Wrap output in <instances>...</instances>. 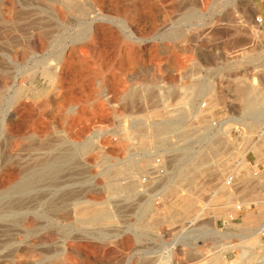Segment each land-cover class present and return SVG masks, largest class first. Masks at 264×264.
<instances>
[{
    "label": "bare ground",
    "instance_id": "obj_1",
    "mask_svg": "<svg viewBox=\"0 0 264 264\" xmlns=\"http://www.w3.org/2000/svg\"><path fill=\"white\" fill-rule=\"evenodd\" d=\"M18 1L3 0L4 3L0 4V19L15 23L11 32L3 30L0 35V68H5L8 63L15 67L10 80L0 79V98H5L4 101L9 104L2 113L0 111V215L54 216L68 213V202L72 200L81 224L108 222L111 212L105 208L103 200L95 197L81 199L77 196L84 182L77 186L73 180L75 169L69 165L77 153L95 154L91 159L99 167L101 155L112 157L118 160L115 170H121L120 174L135 176L132 164L138 165L139 160L145 161L147 165L166 164L159 155V158L155 157L154 150L194 152L189 164L197 165L203 147L209 150L221 148L222 139L216 134H209V130L217 124L211 109L220 101L221 95L215 91L214 82L207 83L206 80L205 83L195 76L200 63L194 56L195 48L192 45L183 47L189 55L181 57L176 53L180 46L174 41L183 38L188 26L193 32L199 25V20L196 22L195 19L205 16L219 4L233 6L234 16L238 17L236 12L247 0H60L67 11L61 5L54 6L51 12L54 20L43 16L34 17L42 11L17 7ZM232 15V12L227 14L229 22H234ZM27 18L30 20L26 21ZM258 21L262 20L259 18ZM245 22H238L240 32H243ZM251 32L264 35V29L261 31L255 26H252ZM164 40H168V43H159ZM109 52L112 53L110 58ZM147 52L151 57L144 59L143 55ZM245 56L244 51L242 57ZM252 57L253 61L260 58L257 54ZM136 66L141 67L140 71L134 69ZM165 66L169 74L162 76ZM261 69H256L251 78L242 76L240 85L233 89L243 113L254 114L257 118L264 113V107L259 104L264 96ZM104 72L111 74L107 76ZM176 74L179 75L178 79ZM40 77L44 78L47 86H54L60 97L54 103L55 111L61 116L58 124L48 122L45 110L40 111L34 105L36 98L45 94ZM160 78L167 79L169 85L166 88L158 87ZM134 79L140 82L130 84ZM119 81L121 84L117 86L116 82ZM89 83H97L102 87H93L87 94L68 95L70 85L84 88ZM102 97L108 102H115V106V100L122 99L124 109H117L116 115L131 113L130 131L125 143L121 144L125 150L128 147L136 149L137 154L135 157L131 155L125 162L120 160L123 149L118 148L119 145L116 146L117 143L108 137V134L117 132L100 128L104 118L91 117L89 123L84 124V115L87 113L85 105L89 104L96 114L105 112L107 104L100 100ZM170 97L182 103L178 114H157L159 109L155 106L156 101L162 102ZM140 98L154 102L151 113L139 114L134 110ZM48 102L51 100L42 102L43 106ZM72 107L75 116L70 118L67 113ZM190 115L196 125L188 128L185 121ZM238 121L245 125L241 119ZM171 137H177V140ZM133 139L134 144L129 143ZM199 146L201 148L197 150ZM122 162V166H118ZM185 171L180 176L188 179L191 170ZM100 174L104 178H111V170H104ZM107 186L110 193H117L123 188L114 182L107 183ZM228 188L226 178L220 191L227 192ZM229 195L227 203L237 200L236 195L230 192ZM255 198L260 205H264V199L250 196V199ZM240 202L245 207L248 198L244 197Z\"/></svg>",
    "mask_w": 264,
    "mask_h": 264
},
{
    "label": "rangeland",
    "instance_id": "obj_2",
    "mask_svg": "<svg viewBox=\"0 0 264 264\" xmlns=\"http://www.w3.org/2000/svg\"><path fill=\"white\" fill-rule=\"evenodd\" d=\"M2 1L0 0V4L4 3ZM20 1L16 3L17 7H24L25 10L40 9L42 12L34 15L38 18L43 16L54 20L51 12L53 7L58 5L67 11L60 0ZM232 9L231 5L227 7L219 4L205 14L207 18L203 16L204 19H195L196 22L199 20V25L193 32L189 26H185L183 38L174 41L180 46L176 53L181 57L189 55L183 47L192 45L195 48L194 56L198 58L197 62H200L195 76H199L204 82L207 80V83L214 82L215 91L221 95L220 101L211 109L217 124L209 130L210 135L216 134L222 139L221 148L209 150L203 147L200 150L203 145L200 144L197 148L200 150L197 165L189 164L194 152L184 153L176 149L154 150L155 157L160 156L166 164L147 165L145 161L139 160L138 165L132 164L135 176L120 174L121 170H115L118 160H113L112 157L104 158L101 155L98 159L99 167L91 159L95 154L77 153L73 162L69 163L76 172L73 180L77 186L81 185L80 182H84L85 187L88 186H82L77 196L81 199L95 197L103 200L105 208L111 212V219L98 224H81L80 217L73 209L72 200L68 202V213L62 212L54 216L15 215L19 220L15 216L0 215V264H264V211L261 208L264 205H260L256 198L250 199L252 195L264 199V113L260 118L254 114H244L240 108V100L233 91L240 85L242 76L251 78L256 69L261 68L264 75V35H254L251 32L252 26L262 31L264 22L258 21L259 17L250 0L236 12L238 17L234 16ZM231 12L234 22H229L227 17ZM29 20L27 18L26 21ZM242 20L246 22L243 32H240L238 22ZM14 27L15 23L12 21L5 22L0 19V35L3 30L11 32ZM244 51L246 56L242 57ZM256 54L260 58L253 61L252 56ZM111 56L112 53L109 52V58ZM149 57V52L143 55L144 59ZM140 68L136 66L134 69L140 71ZM13 72L14 65L8 63L5 68H0V79L10 80ZM162 73V76L169 74L166 66ZM110 74L111 72H104V75ZM175 77L178 79L179 75L176 74ZM165 78H160L158 87L163 89L169 85ZM25 80L28 81L29 78ZM40 82L45 94L37 97L34 105L40 108V111L45 110L48 122L58 124L61 116L55 111L54 103L59 101L60 97L54 86L46 85L44 78L40 77ZM132 82L140 80L134 79L129 83ZM116 84L120 86L121 82ZM99 86L102 87L97 83H89L81 88L72 84L68 88V95L74 97L77 93L87 94L93 87ZM4 99L0 98L1 113L9 105ZM46 99L51 102L43 106L42 102ZM100 100L108 105H105L107 111L99 115L93 112L89 104L85 105L87 115L83 116L86 121L84 124H88L91 117L104 118L100 128L116 131V134L110 133L108 137L117 143L116 146L119 145L118 148L123 149L122 144L130 131L131 113L129 111L125 115H116L117 109H124L122 99L115 100L116 106L115 102H108L104 97ZM27 101L31 102L30 99ZM259 102L261 107H264V96ZM155 104L159 109L157 114L168 116L178 114L182 107V103L173 97L162 102L156 101ZM153 105L152 100L140 98L137 99L134 110L139 114H149ZM73 112L72 107L67 113L68 117H74ZM192 118L190 115L186 119V127L196 125ZM238 119L245 125H241ZM171 139L177 140V137ZM134 141L135 139L130 140L129 143L134 144ZM123 150L121 154L124 156L121 155L120 160L124 162L129 160L131 155L135 157L137 154L136 149L131 147ZM122 164L123 162L118 166ZM186 169L191 170L188 179L180 176ZM104 170H111L110 179L100 174ZM229 175H234L236 180L233 185L228 184L227 192H221L220 186ZM106 182L119 183L124 189L110 193L107 191ZM236 190L248 198L245 211H238L236 208V205L241 203L240 199L227 203L229 192L235 195ZM77 196L74 198H78ZM248 214L256 219L255 222L248 218Z\"/></svg>",
    "mask_w": 264,
    "mask_h": 264
},
{
    "label": "crops",
    "instance_id": "obj_3",
    "mask_svg": "<svg viewBox=\"0 0 264 264\" xmlns=\"http://www.w3.org/2000/svg\"><path fill=\"white\" fill-rule=\"evenodd\" d=\"M250 1L252 2L258 17L262 20V22H264V0H250ZM239 193H240V191L236 190L235 195L237 196V200L240 199V201H241L242 199H244V197H247L245 194H239ZM261 208L264 211V207H261ZM248 218H250V220L252 222H255L254 221L255 218H253V216L251 214H248ZM259 232H261V231H259Z\"/></svg>",
    "mask_w": 264,
    "mask_h": 264
},
{
    "label": "built area",
    "instance_id": "obj_4",
    "mask_svg": "<svg viewBox=\"0 0 264 264\" xmlns=\"http://www.w3.org/2000/svg\"><path fill=\"white\" fill-rule=\"evenodd\" d=\"M235 180H236V178H235L234 175H229L228 178H227V182H228L229 185H233ZM236 208H237L238 211H245L246 210V208L242 204H238V206Z\"/></svg>",
    "mask_w": 264,
    "mask_h": 264
}]
</instances>
